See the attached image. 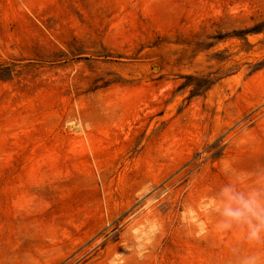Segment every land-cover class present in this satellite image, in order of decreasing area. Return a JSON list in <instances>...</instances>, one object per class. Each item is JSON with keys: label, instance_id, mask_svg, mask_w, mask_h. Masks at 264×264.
Wrapping results in <instances>:
<instances>
[{"label": "rangeland", "instance_id": "374dc122", "mask_svg": "<svg viewBox=\"0 0 264 264\" xmlns=\"http://www.w3.org/2000/svg\"><path fill=\"white\" fill-rule=\"evenodd\" d=\"M0 264H264V0H0Z\"/></svg>", "mask_w": 264, "mask_h": 264}]
</instances>
